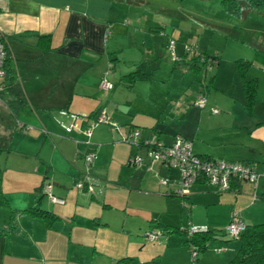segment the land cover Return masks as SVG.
I'll return each mask as SVG.
<instances>
[{"label": "crops", "instance_id": "obj_1", "mask_svg": "<svg viewBox=\"0 0 264 264\" xmlns=\"http://www.w3.org/2000/svg\"><path fill=\"white\" fill-rule=\"evenodd\" d=\"M114 3L0 0V37L15 80L8 86L6 78H0V107L12 116L14 110L19 112L13 127L0 129V264H116L126 256L157 264H225L238 245L227 252L210 250L227 242L224 231L217 232L219 224L224 225L232 212L245 225L264 222V77L261 82L258 74L251 78L257 83L255 100L249 114L247 108L238 111L241 118L236 117L235 104L221 96H205L204 107L198 108L197 97L187 90L200 86L199 75L184 80L174 74L157 81L151 72L155 60L167 52L170 38L172 59L182 56L178 62H184L181 44L187 31L179 23L170 24L168 32L169 24L155 26L162 19L145 20L140 28L141 9H128L133 12L131 24L127 17L126 21L110 19ZM111 22L117 24L107 38ZM117 28L128 32L130 39H120ZM37 34L50 36L51 50L42 54ZM136 34H142L141 40L135 39ZM154 35L157 47L149 40ZM197 69L188 66L196 73ZM135 70L146 77L123 78ZM101 79L112 87L102 90ZM211 81L215 85V79ZM257 103L263 113H255ZM211 108L217 113H211ZM100 110L115 128L91 125ZM130 128L142 130L143 137L154 133L164 144L180 135L198 156L242 162L263 175L254 183L233 181L223 192L197 180L186 196H176L172 193L176 183L171 180L177 175L175 169L160 162L149 164L145 158L140 167L129 162L137 151L125 140ZM88 151L94 158L86 166L83 155ZM85 174L90 176L91 192L75 186ZM163 177L169 178L166 184L160 182ZM45 179L51 183V193L63 200L61 204L43 194ZM139 207L147 217L138 216ZM176 212L186 213V224L183 217L178 223L163 217ZM138 220L147 224L141 226ZM185 225L215 232L206 250L200 251L205 252L201 258L197 251L195 263L187 261L186 234L172 231ZM149 230L160 231L159 239L145 240ZM137 234L142 240H137ZM156 241L160 245L154 250L142 247Z\"/></svg>", "mask_w": 264, "mask_h": 264}, {"label": "rangeland", "instance_id": "obj_2", "mask_svg": "<svg viewBox=\"0 0 264 264\" xmlns=\"http://www.w3.org/2000/svg\"><path fill=\"white\" fill-rule=\"evenodd\" d=\"M114 1L118 4L114 3L112 6V9L109 13L110 19H120L121 21H126L125 17H127V23L131 24L133 12L128 9H141L140 11H143L145 15L142 13L137 15L139 17V19H137V26L140 28L144 27L143 22L145 20H150L153 22L162 19V24H158V22H156L155 26L158 25L161 27H166L167 24H169V26L166 27L168 32V30H170V24L179 23L180 28L187 31L185 41L181 44L183 51H186L183 52V56L185 57L183 58L184 62H178L180 59H182V56H180V59L177 60L172 59L171 54L173 53V50L172 48L169 49L167 44L170 41L174 43V40L172 38L168 39L166 44L167 52H165L162 57L159 56V58L155 60L156 64L151 66L152 75L157 81H161L162 78L168 80L169 77L167 75L172 76L174 74H180L183 76L184 80L187 79V76L189 80V77L192 78V76L199 75L201 79L200 86H198V88L191 87L189 90H187V92L191 91L190 94H195V97H197L196 100L199 97L205 98V96L209 97V99H212L213 96H221V98H224L226 102L231 101L232 104H235V111L237 113L236 117L241 118L239 116V112L243 111V108L246 109V107L244 106L243 102L242 80L239 77L238 70L235 69V62H240V60L246 61L248 65L244 70V76H246V80L256 82L251 78L254 77L255 74H258V76L261 78L260 82L262 81V78L264 77V16L258 15L254 12H248L246 14L231 13L225 9L221 3V0ZM134 11L137 12L136 10ZM134 16H136V14ZM116 24V22H111L109 25L110 28L107 26V38L110 37L111 31H115ZM117 30L119 31L118 35L120 39H130L128 32L118 28ZM130 32L132 34V31ZM167 32L164 35L165 37L167 36ZM141 38L142 34H136V40L139 41ZM149 40H154V47L158 46L156 35L151 37ZM16 51H18V49H16ZM191 57L195 60L194 64L196 67H198V74L196 71L188 70V66L191 63ZM216 74L218 75V78H215ZM205 78L206 81H204ZM211 78L215 79V85L211 84ZM239 90L241 92V96L238 94ZM193 91H195V93H193ZM196 91H198V93H196ZM257 106L258 103L256 104V109L258 110H255V113L258 114L260 111L263 113V111L259 110ZM220 109L221 108L219 107V110ZM246 110L245 113H248V110ZM221 111H225V109H221ZM18 113V111L14 110V115ZM14 115L12 116L7 108L0 107L1 130V127L3 126L5 128L13 127L12 124L15 122ZM260 175L263 174L257 173V177ZM262 177L264 178V176ZM208 188L210 190L216 191L210 186H208ZM136 198L140 199V196H137ZM257 203L263 205L262 201ZM137 214L138 216H142V218L148 216L142 207H139ZM163 217L170 219V221H173L174 223H178L180 217H183L182 220L185 224L187 220L186 213H168L163 214ZM114 218L116 221L119 220L117 217ZM229 219L230 218L227 220ZM219 220H222V216L219 218ZM227 220L224 222V225L222 224L223 221L219 224L222 226L221 228H217V232L222 233V231H224ZM138 222L141 226H145L147 224V222H142L141 220H138ZM187 228L186 225L180 226L179 230L186 231ZM110 232L111 234H126L113 230H110L109 233ZM172 236L176 235L173 234ZM136 238L138 241H140L143 237L141 234H137ZM236 238L237 237L231 238L227 242H222L223 245L225 244L227 246L222 245L220 248L210 247V250H212V252L215 251L214 253L227 252L238 245V240ZM217 240L216 244H220L217 242ZM159 245L160 243H158V241L153 243L145 242L142 247H145L144 250L147 251L148 249L154 250L155 246L158 247ZM186 249L187 261L189 262L190 251L188 248ZM218 249H220V251H217ZM205 250L206 248L204 251ZM202 252L198 251V258H201V256L205 253L204 252L201 254ZM233 255L234 252L230 254L229 257H232ZM228 260L229 258L225 260V264Z\"/></svg>", "mask_w": 264, "mask_h": 264}, {"label": "built area", "instance_id": "obj_3", "mask_svg": "<svg viewBox=\"0 0 264 264\" xmlns=\"http://www.w3.org/2000/svg\"><path fill=\"white\" fill-rule=\"evenodd\" d=\"M173 42L168 43V48H172ZM6 58V49L3 40L0 38V78L4 76V62ZM99 87L102 90H109L112 84L101 79ZM195 106L203 108L205 99L199 97L195 102ZM211 113H217L214 108L210 109ZM100 123H105L115 128L116 124L109 120V117L100 110L91 122L92 126ZM21 125V124H19ZM25 129L23 125L20 126ZM125 140L136 147L135 154L131 155L129 162L134 166L140 167L144 164L143 158L147 163L160 162L167 169H175L177 171L176 177L171 179L176 183V188L172 192L174 195L183 197L189 193V186L197 180H203L208 186L214 188L218 192L227 191L233 181L246 180L254 183L257 173L254 168L242 162H227L219 158L198 156L192 152L191 142L180 135H174L169 144L160 142L154 133L148 136H142V130L139 128H130ZM142 152V155L140 154ZM94 158L93 151H88L83 155V160L86 166H89ZM90 176L85 174L84 177L77 181L75 186L77 188H85L91 192V187L88 184ZM169 178H160L162 184H166ZM41 190L50 202L61 204L63 200L57 198L51 193V183L45 179L41 185ZM256 197L253 196V199ZM245 225L240 220L237 213L232 212L230 219L227 222L224 232L231 238L237 237L243 230ZM207 228L205 226H189L185 231L187 235L195 231H203ZM161 232L157 230L146 231L143 235L147 241H154L159 239ZM190 257L194 258L197 254L196 248L188 244Z\"/></svg>", "mask_w": 264, "mask_h": 264}, {"label": "trees", "instance_id": "obj_4", "mask_svg": "<svg viewBox=\"0 0 264 264\" xmlns=\"http://www.w3.org/2000/svg\"><path fill=\"white\" fill-rule=\"evenodd\" d=\"M221 3L225 7V9L231 13L246 14L248 12H254L258 15L264 16V0H221ZM35 37L38 42L37 46L43 52L42 54L52 49L48 45V42L50 40V36L48 34H37L35 35ZM190 60V66H196L194 64L195 60L192 58ZM9 62L10 57L6 50V58L4 62L5 73L3 77L6 78L5 80H7V82L9 83L8 86H10V84L12 85L15 81L13 75L11 74L12 70L9 67ZM240 62H235V69L238 70L239 77L242 80V95L244 106L250 112L255 100L256 82L244 79V70L248 65L246 61L240 60ZM145 77L146 75L140 72L139 70L129 72L128 74L123 76L124 79L129 81L140 80L144 79ZM18 101L21 102V98H19ZM14 116L16 117V115ZM262 198L264 200V194L262 195ZM172 231L186 234L185 231L179 230V228H174ZM214 235L215 232L209 229L203 231H195L190 235L186 234L187 238L185 241L187 245H193L196 248V251H202L205 248L206 242L211 239V237H213ZM225 236L227 237L226 241L231 239V237L227 236L226 234ZM236 239L238 240V248L234 256L229 260L228 264H264V222L254 225H245L244 230L237 236ZM196 258L197 254L194 258L190 257V263H195ZM116 264L157 263L152 259L146 262H138L134 258L126 256L118 259L116 261Z\"/></svg>", "mask_w": 264, "mask_h": 264}]
</instances>
